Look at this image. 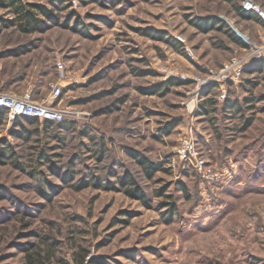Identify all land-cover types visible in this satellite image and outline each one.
<instances>
[{
	"label": "rangeland",
	"instance_id": "1",
	"mask_svg": "<svg viewBox=\"0 0 264 264\" xmlns=\"http://www.w3.org/2000/svg\"><path fill=\"white\" fill-rule=\"evenodd\" d=\"M23 1L50 7L47 0ZM252 1L264 12V0ZM244 2L69 0L59 22L73 10L81 18L79 31L57 23L31 34L13 24L1 29L0 92H28L49 104L51 86L62 85L51 105L66 110L74 127L61 133L63 140L41 134L29 142L1 128L0 140L15 145L20 166L12 155L0 163V264H22L29 243L44 254L54 247V264H74V255L84 250L83 264L98 257L107 264H264V71L243 70L235 77V66L264 44V26L238 13ZM0 16L13 17L3 9ZM212 17L223 24L208 30L195 24ZM147 31L165 32L183 50ZM225 67L232 69L202 90L201 80L221 76ZM169 79L185 83L149 91ZM247 81L255 83L253 107L225 116L223 101L249 96ZM207 97L217 105L206 115L200 103ZM172 121L177 126L163 134L161 127ZM234 124L241 131L227 135L224 126ZM86 128L102 139V157L78 149L80 140L92 147L79 137ZM183 137L194 140L197 160L219 170L218 184L200 178L188 161L176 159L172 166L169 159ZM48 145L56 146L48 153L57 154L51 160L58 172L74 165L68 183L45 164L36 167L37 178L27 171L28 154ZM129 152L164 169L148 179ZM124 172L136 179L146 203L116 183L111 189L88 184L93 178L114 181ZM38 178L48 183L44 192ZM80 180L85 187L74 188ZM179 182L186 184L188 200L182 199ZM169 193L176 195L177 207L166 221L167 207L159 202Z\"/></svg>",
	"mask_w": 264,
	"mask_h": 264
},
{
	"label": "trees",
	"instance_id": "2",
	"mask_svg": "<svg viewBox=\"0 0 264 264\" xmlns=\"http://www.w3.org/2000/svg\"><path fill=\"white\" fill-rule=\"evenodd\" d=\"M50 7L46 5H34L24 2L23 0H0V9L5 10L7 13H11L13 15L12 19L8 20L6 18H2L0 16V31L3 27H6L7 25L13 24L19 31L31 34L42 31L43 28L47 26L55 25L56 23L58 25H63L67 28L77 29L78 26L83 27L80 16L75 13L73 10H71L68 14V18L65 20V22H59L60 19V13L62 10L65 11V9H68V7H71L69 0H47ZM242 17L245 18H253L256 20L260 25L264 26V20L260 19V17L257 15V13L253 11H246L243 9V7H239L238 12ZM72 19H74V23H72ZM72 23V24H71ZM71 24V26H70ZM198 27H200L202 30L205 29H212L215 27H219L221 24H223L222 21L217 20V18H208L206 20H203L202 22L195 23ZM206 24V25H205ZM81 31V30H80ZM147 35L152 36L153 38H160L166 43H170L177 51H182L183 47L180 42L177 40H174L172 38L166 39L165 38V32H151L147 31ZM234 41L239 43L241 46L246 47L245 44L240 41L237 38L232 37ZM19 51H22V49H19ZM263 72L264 71V61L263 60H257L250 62L245 70L244 74L246 72ZM248 82V81H247ZM185 82L180 81L178 79H169L164 80L157 84L155 87H150L149 91H157L156 93H161L166 91V89H169L170 86L175 85H182ZM231 84L230 82L228 85ZM244 87L248 91V95L245 98H235L234 100L231 98H226L223 101V113L225 116H231L229 114L230 112L236 113H243L245 111V107L247 109L252 108L254 105L255 96L252 95L254 93L252 91V88L254 87L255 83L252 81H249L248 83H243ZM5 92V91H4ZM216 101L213 97H207L205 98L201 103V111L204 114H209L210 112L214 111L216 108ZM9 120V113L7 110L0 109V130L1 128H6L7 123ZM216 122V121H215ZM212 121V123H215ZM229 122V120H228ZM245 122V121H244ZM215 125V124H214ZM177 126L176 121H172L169 123H166L164 126L161 127V131L163 134H169L171 130ZM72 127H74L73 122H70L66 118H64L61 121H53V120H39L37 118H25L22 116H15L12 119L11 127L8 130V133L11 137L20 138L23 142H29L32 140V137L35 136V141H38V136L42 134L45 139L52 138L54 140H63V137L61 136V133L64 131H69ZM216 127V125H215ZM227 130V135L235 134L236 132L241 131V128L238 124H234L232 126L225 125ZM215 136L217 138L221 137V129L215 128L214 132ZM80 139L86 138L90 141H92V147L86 146L82 140L78 143V149L80 150L82 147L87 151L89 149L96 158H100L104 155V143L102 139H97L94 136L90 134L89 129H84L83 131H80L79 133ZM229 137V136H228ZM47 141V140H46ZM47 143V142H46ZM223 144V141H222ZM14 144H12L7 139L0 140V163H5L9 155H12L13 160H11L13 163H15L17 166H20L18 163L19 157L15 155L14 151ZM36 146L33 148L35 149ZM56 148V146H46L42 150H39L38 153L36 152H30L28 154V160L25 164H27L29 169L27 170L30 175H32L34 178H37L36 175L38 170L36 167H40L43 164L47 167V170L52 173H58L60 176L62 182L68 183L70 179H72L73 175V168L74 165L70 164L68 165V169L65 171L60 170L58 172V169H56L52 164V158L57 156V154L48 153V151ZM227 151V150H226ZM35 153V154H34ZM87 153V152H86ZM129 155L134 158V161L140 164V169L143 172L144 176L148 179H151L154 174L157 171L163 170L162 163L152 162L149 161L146 157H144L141 154H135L133 152H129ZM14 156V157H13ZM93 157V156H92ZM37 170V171H36ZM35 171V172H34ZM44 176V175H40ZM38 181L40 182V190L44 192L45 187L48 186V183L43 182L44 178H38ZM82 182V183H81ZM116 183L118 185V188H121L127 195L134 197L141 201L142 203H146V195L143 193L141 188H139L136 179L133 177L132 174L128 172H124L122 175L115 176L114 181H105V182H96V178H93L91 182L88 184H94L99 186L102 189H111L113 188V184ZM74 188H82L85 187V184L82 180L79 181L78 184H74ZM115 187V186H114ZM178 188L180 190V193L182 195V199H189V191L183 182H179ZM176 195L173 193H169L165 196V200L159 202L160 207H167L166 209V221H171L173 218V215L176 213ZM32 235V234H30ZM29 235V236H30ZM28 236V237H29ZM54 247L51 246L49 248L47 253H43L41 250L37 249L32 245V243H29L24 246V252L23 255V262L22 264H54L51 260V256L53 255ZM87 254V250H84V253H81L79 255H74L73 262L74 264H83L85 261V255ZM89 264H107L103 260V258H92L88 261ZM62 264H69L68 262L61 261Z\"/></svg>",
	"mask_w": 264,
	"mask_h": 264
},
{
	"label": "built area",
	"instance_id": "3",
	"mask_svg": "<svg viewBox=\"0 0 264 264\" xmlns=\"http://www.w3.org/2000/svg\"><path fill=\"white\" fill-rule=\"evenodd\" d=\"M244 4L242 5L243 9L246 11H253L257 13V15L260 17V19L264 20V12L261 11V9L254 4L252 0H244ZM256 50L252 51V58L247 63H238L235 68V77L237 78L240 76L241 72L245 70L246 66L253 61L257 60H263L264 61V44H260L258 47H255ZM59 65H61L60 62H57ZM60 69H62V66H58ZM232 68L225 67L223 69V73L219 74L221 76L215 77L213 80L205 81L201 80V88H207L208 86L219 82L220 78L225 77L228 72ZM226 72V74H224ZM223 89V84H220V90ZM62 93V85H52L51 86V96L49 100V104H46L45 102L36 101L33 99L32 95L30 93H25L21 96H17L15 94H12L10 92H0V109L7 110L9 115L12 117V119L15 116H22L25 118H37L39 120H53V121H61L63 120L68 112L66 110L61 109L60 107L53 105V100L58 98ZM225 97V92L223 91L221 93L220 99H223ZM180 144L177 147L176 151H174L173 157L169 160H172V166L175 164V160H183L184 162L188 161V163H192L194 169L197 170L198 175L200 178L205 180L208 184L217 183V181L220 178L218 169L207 165V162L199 159L197 160L196 157V150L194 145V140L192 138L183 137L180 139ZM194 159V162L192 161Z\"/></svg>",
	"mask_w": 264,
	"mask_h": 264
},
{
	"label": "crops",
	"instance_id": "4",
	"mask_svg": "<svg viewBox=\"0 0 264 264\" xmlns=\"http://www.w3.org/2000/svg\"><path fill=\"white\" fill-rule=\"evenodd\" d=\"M4 91H5V90H4ZM5 92H7V91H5ZM11 123H12V117L9 115V120H8V123H7V127H8L7 130L10 129V127H11Z\"/></svg>",
	"mask_w": 264,
	"mask_h": 264
}]
</instances>
